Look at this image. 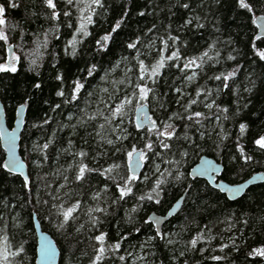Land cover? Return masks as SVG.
<instances>
[{
    "label": "trees",
    "instance_id": "obj_1",
    "mask_svg": "<svg viewBox=\"0 0 264 264\" xmlns=\"http://www.w3.org/2000/svg\"><path fill=\"white\" fill-rule=\"evenodd\" d=\"M0 2H4V0H0ZM16 3L19 4V7L9 8L5 14L8 43L0 41V63L7 60V45H12L13 52L19 57V60L15 64L17 69L15 73L0 72V99L5 108L8 125L12 123L16 106L28 101L20 137V153L28 165L31 183L29 189H24L21 186V177L17 179L0 171V218H3L0 220V227H3L6 222L8 224L7 232L12 243H24L29 264L34 262L33 213L36 214L43 229L47 230L54 238L60 250L59 264H88L89 256L92 253L91 245L95 243L94 240L89 239L93 233L85 230L76 234L74 230L70 229L71 234L65 238L56 230L54 221L49 222L50 211L54 210L51 209V197L48 193L59 190V186L65 183L64 175L69 176V187L83 202L84 209L96 206L97 203L100 207L107 209V214H97L100 215L103 222L95 234H99L101 231L107 233L106 239L110 244L115 243L121 235L128 237L127 240L122 241L119 253V255L126 256V261L116 260L115 264H264V260L261 258L253 259L248 256L253 247L264 245V219H262L264 218V181L250 187L238 199L230 201L205 180H192L188 175L190 167L202 154L221 162L224 166L222 178L230 182L243 180L255 171L264 170V152L254 144L256 138L264 135V62L259 61L252 50L253 42L259 49L264 50V40L255 41L256 28L251 24V14L239 9L236 0H225L224 7L218 11L213 9L209 12L211 23H208L204 29L196 30L193 24L189 30L177 31L178 26L183 23V19H186L191 13L189 10L179 7H171L176 3V0H104L107 11L97 9L100 14L94 17L95 24L89 26L92 35L78 47V55L73 57L65 55L64 51L73 32V29L66 26L69 21H66L61 15L59 21L56 22L60 25L59 33L56 34L59 39L55 38V35L49 34L48 44L44 47L42 33L45 29L52 27L53 22L44 19V13L47 10L43 7L42 0H16ZM196 3L197 0H193V8H196ZM59 7L64 9L67 6L63 0H60ZM70 10L73 12L71 22H75L77 15L75 8ZM124 11H128L129 15L125 17L127 23L122 25L119 36L114 43L110 44L108 51L97 53L95 51L96 39L105 31H110V25L114 24ZM140 11L145 12L146 15L139 16L137 13ZM196 11L201 16L205 14L204 9H196ZM257 13H262L258 5ZM153 24L156 25V29L145 35ZM169 24L172 26V35L180 37L178 46L182 57L199 56L208 49L209 44L219 39L221 43L217 44V49L220 51V62L206 63L203 71H198L196 78L191 83H186L183 74L175 67L164 69L157 86L159 99L164 102V109H161L156 101H152L148 105L150 115L153 119L160 121L167 120V117L173 112L183 113V105L187 104L189 97L196 98L197 89L205 88L210 89L213 93L207 102L214 99L220 107H228L229 118L224 120V114L219 113L221 126L218 127L214 116L217 110L214 108L210 112L206 109L204 96L201 95L199 97L201 103L193 105L192 111H201L209 117L202 121L203 127L199 125L187 126L189 122L186 119L174 118L171 121L175 125L178 136L183 137L187 133L191 140L202 146V150L189 149V155L182 161L180 170L187 176L184 184L166 185L167 191L162 194L164 199L161 204L145 203L137 213L133 214V223H128L126 213L135 206L134 197L113 203L118 192L111 180L106 181L105 177L93 173L83 184L77 185L72 182L74 172L72 170L64 171L69 164L73 163L72 156L61 151V149L69 147V139L73 141L72 150L78 151L83 147L88 151L89 157L85 163L90 167H107L113 162L124 163L122 153L113 156V149L106 144L98 143V138L94 135L89 136V133H94L95 127L102 121L90 124L87 130L79 126L74 130L70 126L62 127V125L76 124L77 119L82 115L80 109H84L86 104L87 111L90 113L95 112L98 108L101 111L105 110L104 103H100V101L111 103L108 101V93L102 91L105 88L109 90V93L115 92L121 98L126 91L130 92L131 88L127 86V83L121 84L119 81L125 80L126 68L133 67L135 61L121 62L119 67H115V65L121 61V57L135 56L136 53L123 45L129 39H135L137 35L140 36L142 44L139 47L141 53H144L141 58L145 60L146 64H151L158 57V49L162 45L159 39L156 40L155 48L149 50L147 45L150 40L166 35L165 29ZM214 24L220 28V32L213 30ZM13 25L16 27L13 28ZM229 38L232 43L224 44L223 42ZM233 48L237 50V52H233L234 55H237V60L228 61L226 57ZM170 52L171 49L165 55H169ZM210 55H215V53L210 52ZM32 60L36 61L35 66L31 64ZM91 64L97 66L94 78L87 77V66ZM238 65L240 71L237 72L234 81H230L231 90L222 89L217 92L218 87L222 88L221 82L209 79V77L231 71ZM57 74L65 75L63 85L55 79ZM187 74L190 75L191 72L189 71ZM249 76L256 80V88L251 94L244 92V87L250 86L246 79ZM76 77H87V79H83L85 88L82 90L79 104L76 102L64 104L63 98L57 97L55 93L60 88H64L67 94L71 89L72 79ZM101 77H105V79L102 80ZM133 80H135L134 75ZM35 83H40L41 88H34ZM175 87H181L184 91L185 95L182 98L175 93ZM237 89L238 92L234 95L232 90ZM88 93H92V95L89 96ZM178 99L181 101L180 104L176 103ZM44 101H48V103L45 104ZM58 103L61 104V108L52 112L50 108ZM245 103H247V107H244ZM134 108L133 106L129 111V116L133 121ZM45 114L52 118L49 124L41 130L32 127L34 123H40ZM69 115L73 117L71 121L68 120ZM241 123L246 125L243 135L239 131ZM125 126L131 136L124 141L123 147L130 148L132 144L142 146L143 141L137 137L134 126L128 123L127 118ZM221 128H223V134L226 135L223 140L220 139ZM201 132L205 133L203 140L200 139ZM53 133H55L54 143L50 146L49 159L43 163L42 167L37 168L32 163L36 158V153L32 151L33 142L39 139L43 143L49 136H53ZM85 140H87V144L84 143ZM238 140L245 152L252 156V160L248 163L239 159L236 149ZM217 144L220 145L219 148L216 147ZM179 145L187 147V143L180 140L174 143L173 153L176 152ZM118 146L120 145L118 144ZM157 150L163 153L162 149ZM105 151L108 152L107 156L98 155ZM93 156L98 158L93 160ZM234 156L238 158L236 161L232 159ZM3 158L4 153L0 148V163H3ZM167 159H179V156L166 153L164 159L152 157L145 162L139 175L141 178L143 174L151 176L155 164H159L163 171L169 167L164 162ZM126 171V166L118 170L120 175L126 174ZM188 184H191L192 188L187 200L183 201L178 213L171 217L161 230L165 234L180 233L179 236L172 237L178 242L167 245L157 237L141 251V242L155 232L153 225L143 224V221L148 219V213L151 211L164 213L173 201L184 192ZM106 186L108 191L104 193L102 190ZM150 186L151 184L139 183L134 191L139 195L142 191H148ZM67 190V188L64 189V191ZM97 192H100L103 197L99 202L91 199ZM37 199L41 202L48 200L49 204H38ZM197 206H199V211ZM13 217H18L22 222V230L12 227ZM85 219L87 217L83 215L82 210L79 222L83 223ZM244 220H247L248 223L245 224ZM230 224L233 226L229 231ZM181 226H186L183 231ZM205 226L211 232H205V239L197 244L196 249L188 247L187 242L202 229H205ZM135 227H140L141 231L135 232ZM209 235L214 237L210 241L207 239ZM232 236L236 237L238 249L231 245L229 237ZM222 243L229 244V247L223 252L220 251ZM181 252H184L183 256L180 255ZM84 253H88V255ZM141 255L145 257L143 261L136 259ZM214 255L222 256L223 259L214 261L211 259Z\"/></svg>",
    "mask_w": 264,
    "mask_h": 264
},
{
    "label": "snow or ice",
    "instance_id": "obj_2",
    "mask_svg": "<svg viewBox=\"0 0 264 264\" xmlns=\"http://www.w3.org/2000/svg\"><path fill=\"white\" fill-rule=\"evenodd\" d=\"M63 3L67 6L64 9L59 7L60 0H42L43 7L47 10L44 13V19L50 20L53 22V26L45 29L42 33L43 41L42 45L44 47L48 44V36L49 34L55 35V38L59 39V36L56 35L59 33L60 25L56 23L59 21L61 15L66 19L67 27L73 29L71 39H69L65 45V55H71L73 57L78 55V47L84 43V41L92 35L89 31V26L95 24L94 17L99 15L97 9H103L107 11L105 8L104 0H63ZM193 0H176V3L171 7H179L185 10L190 11V15L186 19H183V23L180 24L177 28V31L180 30H189L190 26L195 25L196 30L204 29L208 23H211L209 19V12L213 9L219 10L224 7L225 0H197L196 8L192 7ZM236 5L239 9L245 10L247 13L251 14V24L255 25L259 28V33L255 36V41L264 40V14L257 15V5L262 13H264V0H236ZM19 7V4L16 3V0H4V2H0V41H3L5 44L8 43V35L6 32L7 22L5 19V14L9 8L16 9ZM71 8H75L77 13L75 22H71V18L73 16V12L70 10ZM196 9H204L205 14L201 16L197 13ZM171 11V8H169ZM139 16L143 17L146 15L145 12L140 11L137 13ZM35 15V13H34ZM129 15L128 11H124L123 15L115 21L114 24L110 25V31H105L103 35H100L98 39L95 41V51L97 53L106 52L109 50L110 44L114 43L116 38L119 36L120 31L122 30V25L126 24L127 21L125 17ZM218 24V20H217ZM13 28L16 26L13 25ZM156 29V25L153 24L151 28H148V33H152L153 30ZM213 30L215 32H220V28L213 25ZM166 35L158 36L155 39L149 41L147 47L149 50L155 48L156 40L159 39L162 47L158 49V57L151 64H146L145 60L141 57L144 53L140 51V45L142 44V40L140 36H136L135 39H129L126 44L123 46L128 50H132L136 53L135 56L130 57H121V61L115 65V67H119L121 62L127 61L131 63L133 60L135 64L133 67H127L125 72V80L119 81L121 84L127 83V86L131 88L130 92H125L123 97H119L115 92L109 93L107 88L102 91L108 93V101L111 103H105V101L101 100L100 103H104L105 110L101 111L99 108L95 112L87 111V104L84 109H80L81 116L77 119L76 124H64L62 127H72L74 130L79 127H84L87 130V127L90 124H94L97 121H102L98 123V126L95 127L94 133H89V136H95L98 138V143H103L108 145L112 151V155L115 156L118 153H122L124 163H111L107 167H99L93 168L90 167L85 160L89 157L88 151L84 150V148H80L78 151H74L73 149V141L71 139L68 140V148L61 149L63 153L71 155L73 158V163L68 165V168L64 171L67 172L72 170L74 172V177L72 182L77 185L83 184L88 177L96 173L99 176L105 177L106 181L111 180L115 185V190L118 192V196L113 201V203H118L119 201H124L127 198L134 197L135 198V206L132 207L128 213H126L128 217V223H133V214L137 213L140 208L148 202L154 203L156 205H160L162 200L164 199L163 193H166V185L170 186L172 183L184 184L187 180V176L185 172L180 170L182 166V161L185 157L189 155V149L192 150H202V146L198 144L196 141L191 140V138L187 135V133L180 137L177 135L175 130V125L171 122L175 119H186L189 123L187 126H201L203 127L202 121L209 119L205 113L201 111H192V106L198 103H201L199 97L201 95L204 96V107L208 109L210 112L215 108L217 110L214 113L215 119L217 120V126L220 127L221 116L219 113H223V119L227 120L229 117L227 113L229 112L228 107H220L216 103L214 99L209 101L210 97H212L213 93L210 89L200 88L196 91V98L189 97L187 104L183 105L184 112H173L171 115L167 117V120H156L153 119L152 116L145 115L143 118L137 116L133 121L129 116V111L133 108V106L139 111L144 112V110L148 107L149 103L152 101H156L161 109H164V102L159 99V94L157 92V86L162 77L163 70L166 68L175 67L179 72L183 74V78L186 83H191L196 78L198 71H203L204 65L209 62L219 63L220 60V51L217 49V44L221 43L219 39L214 40L211 44H209L208 49L203 51L199 56L192 57H182L179 43L180 37L177 35H172V26L169 24L165 29ZM224 44H231L232 40L224 41ZM186 46V44H185ZM171 52L169 55H165L169 50ZM252 50L254 55L259 58V61L264 62V50L259 49L255 42L252 44ZM210 52H214L215 55H210ZM233 52H237L235 48L232 49L226 59L228 61H236L237 55H234ZM19 60L17 56H10L4 63H0V72L7 73L12 72L15 73L16 62ZM182 61V65H181ZM31 64L33 66L36 65V61L32 60ZM135 69V71H134ZM83 71V70H81ZM191 72L188 75V72ZM240 71L239 65L232 69L231 71L221 72L216 74L209 79H214L215 81L221 82L222 88L218 87L217 92H220L222 89L231 90L230 81H234L237 76V72ZM97 73L96 64H91L87 66V77H93L94 74ZM131 74V75H129ZM133 75L135 76V80H133ZM87 77L81 78L76 77L71 81V89L67 92L64 88H60L56 91L55 95L57 97L63 98L64 104H72L76 102L79 104L80 98L82 96V90L85 88V84L83 83V79H87ZM55 79L60 82L61 85L65 83V75L57 74ZM101 79H105V77H101ZM248 81V85L244 87V92L253 93V90L256 88V80L252 79L251 76L246 77ZM34 88L40 89L41 84L35 83L33 85ZM174 91L181 98L185 95L184 91L181 87H175ZM235 95L238 92L237 90H232ZM89 96L92 93H88ZM45 104L48 101H44ZM177 104H180L181 101L178 99L176 101ZM28 105V101H24L20 106L16 109V115L19 116L21 112L24 111L25 106ZM244 107H247V103L244 104ZM61 108V104H55L54 107H51L50 110L52 112H56ZM4 114V108L0 107V117ZM72 116H68V120H72ZM128 119V123L132 124L135 128L137 137L143 141L142 146H138L137 144H132L130 148H124V141L128 140L131 136V133L128 131V128L125 126V120ZM52 118L47 114L44 115L42 121L40 123H34L32 127L37 130H41L45 125H48ZM240 134L243 135L246 131V125L244 123L239 124ZM16 136L15 129L12 131H4L3 124L0 122V139H4L9 143L14 142V138ZM54 136H49L44 140L43 143L39 141V139L33 142L32 151L36 153V158L32 161L33 164L37 168L43 166V163L48 161L49 159V150L50 146L54 143ZM205 133H200V139L203 140ZM226 138V135L223 134V128H221L220 139L223 140ZM183 140L187 143V147L184 145H179L176 149V152H172L174 143ZM87 144V140L84 141ZM118 144L120 146H118ZM255 146L264 152V135H260L258 138L254 140ZM217 148L220 147L219 144L216 145ZM157 149H162L158 151ZM237 152L239 153V159H243L245 163H248L252 160V156L248 155L244 148L240 146L239 140L236 145ZM8 157L0 163V171L7 173L17 179L22 177V188L29 189L31 183L30 174L24 173L25 164L16 158L15 151L13 148L8 149ZM172 153L174 156H179V159H167L164 160L165 163L169 165L168 168L163 171L160 168L159 164L154 165V170L152 171V175L137 174V169H140L144 166L145 162L149 161L152 157H160L164 159V154ZM99 156H107L108 152H102L98 154ZM59 158V157H57ZM98 157L93 156L92 159L96 160ZM233 161H236L238 158L234 156ZM126 166V174L120 175L118 170L122 167ZM207 166V167H206ZM214 167L210 161H204L197 169L194 171L203 174L208 170V168ZM190 175V174H188ZM171 178V179H169ZM63 179L65 181L64 184L59 186V190L51 191L48 195L51 197V209L54 211H50V219L49 222L52 223L54 221L56 230L65 238H67L71 233L70 229L74 230V233L79 234L83 231L87 230L93 233L92 236L89 237L90 240H94L95 243L91 245L92 253L89 256L88 264H115V261L118 260L120 262L126 261L125 255H119L122 247V241L128 239L127 236L121 235L120 238L115 243L107 242V233L99 232V234H95L99 229V225L102 224V220L100 219V215L97 214H107V209L99 206V203L96 206H89L87 209L83 208V202L77 198V194L73 191L71 187H69V176L64 175ZM139 183H144L145 185L151 184L148 188V191H142L139 195L136 194L134 188L138 187ZM46 187H48L46 185ZM220 191H225L223 185L218 186ZM243 185H239L236 187H229L227 191L232 193H237L240 191ZM67 188V191L64 189ZM192 188L191 184H188L184 189L185 195L181 197L182 200H187V196L190 194V189ZM104 193L108 191L107 186L102 190ZM235 198V197H232ZM93 201L99 202L103 199L100 192L93 194L91 197ZM37 203H43L44 205H48L49 201L44 200L40 201L37 199ZM195 203V201H193ZM83 210V215L87 217L83 223H80L81 220V212ZM197 210L199 211V206H197ZM3 218H0L2 220ZM13 228L23 229L22 222L19 221L18 217H13ZM264 219V218H262ZM245 224L248 223L247 220L243 221ZM155 223L159 225L161 223L160 219H156L154 217H150L143 221L144 225L151 226ZM233 225H229V231ZM186 226H181V230L183 231ZM8 224L5 222L3 227H0V264H29V258L27 256V250L24 246V243H12L10 235L7 232ZM135 232L139 233L141 231L140 227H135ZM205 232L210 233L211 230L205 226V229H202L197 233L190 241L187 242L188 247L191 249H196L197 244L205 239ZM179 236L180 233H162L158 228L157 230L149 235L147 239L140 244V249L143 251L146 246L150 245L152 241H154L157 237L164 241L167 245H173L178 241L174 240L173 236ZM212 238L211 235L207 237L210 241ZM231 245L238 249V245L236 244V237H229ZM228 243H222L220 247V251L223 252L224 249L228 248ZM203 251V249H200ZM88 255V253H84ZM56 255L55 248L53 247L51 241L47 239L46 236L41 238V243L39 246V258L42 264H52V260ZM131 255V253H129ZM181 256L184 255V252L180 253ZM250 258H261L264 260V245L253 247L251 251L248 253ZM33 259H35V252L33 255ZM136 259L143 261L145 259L144 256H137ZM214 261H220L223 259L222 256L214 255L211 257Z\"/></svg>",
    "mask_w": 264,
    "mask_h": 264
},
{
    "label": "water",
    "instance_id": "obj_3",
    "mask_svg": "<svg viewBox=\"0 0 264 264\" xmlns=\"http://www.w3.org/2000/svg\"><path fill=\"white\" fill-rule=\"evenodd\" d=\"M261 14H263V13H257L258 16ZM255 28H256L255 34L257 35L260 30L256 26H255ZM12 50H13L12 45H7L8 54H10L12 52ZM22 103H20V104H22ZM20 104H18L16 106L12 123L10 125H8L7 120H6V115H5V108H4L3 102L0 99V107L4 108V114L2 117H0V122H2V124H3V129H4V131H8V132L15 129V132H16V136L14 138L13 143H9L4 139H0V148L2 149V151L4 153L3 161L5 159H7V157H8V154H9L8 149L10 147L13 148L15 151L16 158L18 160H21L25 164L24 173L28 174V169H27L28 165L20 153V137H21V132L23 130V126H24V119H25V115H26V106L24 108V111L21 112L19 116H17L16 115V109L20 106ZM133 113H134V120L136 119L137 116H140L141 118H143L145 115L151 116L149 106L144 110V112H139L136 108H134ZM204 161H210L211 164L214 165V167L208 168V170L206 172H204L203 174H200V173L194 171ZM143 167L140 169H137L138 175L142 172ZM223 169H224V166L221 162L217 161L215 158H213L211 156H208L206 154H202L198 158V160L190 167L188 174H190L189 177L192 180L193 179L205 180L211 187L217 189L220 193L224 194L225 197L230 201L238 199L250 187H252L256 184L262 183L264 181V170L255 171L243 180H240L237 182H230V181H227L221 177V175L223 173ZM21 179H23V178L21 177ZM219 185H223L225 188V191L221 192L220 188L218 187ZM239 185H243V187H241L239 192L234 194L232 192L227 191V189L229 187H236ZM184 195H185V193L183 192L179 197H177L164 213H156L155 211H151L148 213L147 218L154 217L156 219L161 220V223L159 225H156L155 223H153V227H154L155 231L157 230V228L161 231L164 224L168 220H170L171 217L175 216L176 213H178V211L181 209L183 201H184L181 199V197ZM232 197H235V198H232ZM32 224H33V230H34V234H35V247H34L35 259H34L33 264H42V262L39 258V246L41 243V238L44 236H46L47 239L49 241H51V243H52V245L56 251V255H55L54 259L52 260V264H59L60 250H59L54 238L52 237V235L47 230L43 229V227H42L40 221L38 220V218L36 217L35 213H33V215H32Z\"/></svg>",
    "mask_w": 264,
    "mask_h": 264
},
{
    "label": "rangeland",
    "instance_id": "obj_4",
    "mask_svg": "<svg viewBox=\"0 0 264 264\" xmlns=\"http://www.w3.org/2000/svg\"><path fill=\"white\" fill-rule=\"evenodd\" d=\"M6 49H7V48H6ZM10 56H16V54H15V52H13V50H12V52H11L10 54H8V52H7V59H8Z\"/></svg>",
    "mask_w": 264,
    "mask_h": 264
},
{
    "label": "bare ground",
    "instance_id": "obj_5",
    "mask_svg": "<svg viewBox=\"0 0 264 264\" xmlns=\"http://www.w3.org/2000/svg\"><path fill=\"white\" fill-rule=\"evenodd\" d=\"M252 174V173H251ZM221 177H222V175H221Z\"/></svg>",
    "mask_w": 264,
    "mask_h": 264
}]
</instances>
